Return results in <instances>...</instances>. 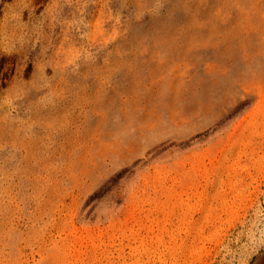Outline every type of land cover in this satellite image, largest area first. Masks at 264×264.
<instances>
[{
  "label": "rangeland",
  "instance_id": "374dc122",
  "mask_svg": "<svg viewBox=\"0 0 264 264\" xmlns=\"http://www.w3.org/2000/svg\"><path fill=\"white\" fill-rule=\"evenodd\" d=\"M0 264H264V0H0Z\"/></svg>",
  "mask_w": 264,
  "mask_h": 264
}]
</instances>
